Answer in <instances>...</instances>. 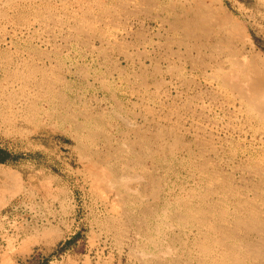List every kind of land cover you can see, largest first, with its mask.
<instances>
[{"label": "rangeland", "instance_id": "rangeland-1", "mask_svg": "<svg viewBox=\"0 0 264 264\" xmlns=\"http://www.w3.org/2000/svg\"><path fill=\"white\" fill-rule=\"evenodd\" d=\"M142 1L0 0V264H264V0Z\"/></svg>", "mask_w": 264, "mask_h": 264}, {"label": "bare ground", "instance_id": "bare-ground-1", "mask_svg": "<svg viewBox=\"0 0 264 264\" xmlns=\"http://www.w3.org/2000/svg\"><path fill=\"white\" fill-rule=\"evenodd\" d=\"M134 1H135V0H134ZM140 1H141V0H139V2H140ZM143 1H144V0H143ZM143 1H142V2H143ZM154 1H155V0H154ZM215 1H216V0H215ZM184 2H186V1H184ZM188 2H189L191 5H194L197 15H199L200 17H202V16H203V17H206L207 19H208V17H209V19H210V16H209L210 13H208V12L205 10V8L207 7V3H206L205 0H188ZM207 2H208V1H207ZM217 2H219V1L217 0ZM220 2H221V4H222L223 7L221 6V8H220V7H219V8H220L222 11H224V16H223V17H224L225 21L230 22L231 25H233V26L236 28V30H238V31H243V29H245V28H243L245 25L242 26L241 24H243V23L246 22V21H244L243 23L240 24V23L238 22L240 19H239V20H236L235 17H233V16H234V15H233V12L229 9V7H228L227 5H225L224 0H221ZM140 3H141V2H140ZM189 3H188V4H189ZM181 4H182V3H181ZM181 4H180V5H181ZM186 4H187V3H186ZM190 4H189V5H190ZM221 4L219 3V5H221ZM231 4H232V3H230V5H231ZM209 5H210V3H209ZM232 5H234V4H232ZM184 6H185V5H184ZM153 7H154V6H153ZM174 7H175V6H174ZM179 7H180V6H179ZM189 8H190V7H189ZM207 8H208V7H207ZM211 8H212V7H211ZM190 9H191V8H190ZM233 9H234V8H233ZM173 10H174V9H173ZM188 10H189V9H188ZM221 10H219V11H221ZM160 12H161V11H160ZM172 12H173V11H172ZM194 12H195V11H193V13H194ZM210 12H211V11H210ZM239 12H241V11H239ZM176 14H177V13H176ZM208 14H209V15H208ZM170 15H171V14H170ZM179 15H180V13H179ZM243 15H244V14H243ZM245 15H246V14H245ZM172 16H173V15H172ZM175 16H176V15H175ZM181 16H182V14H181ZM176 17H177V16H176ZM178 17L180 18V16H178ZM178 17H177V18H178ZM182 17H183V16H182ZM211 18H214V17H211ZM185 19H186V18H185ZM199 19H200V18H199ZM199 19H198V20H199ZM172 20H173V19H171V21H172ZM174 20H175V19H174ZM192 20H193V19H192ZM198 20H195V21H198ZM200 20H201V19H200ZM218 20H219V19H218ZM243 20H244V19H243ZM243 20H242V21H243ZM220 21H221V20H220ZM168 22H169V21H168ZM174 22H175V21H174ZM176 22H177V21H176ZM196 23H197V22H196ZM219 23H220V22H219ZM178 24H179V23H178ZM213 24H214V23H213ZM248 24H249V23H248ZM181 25H182V24H181ZM207 25H208V24H207ZM210 25H211V24H210ZM216 25H217V24H216ZM168 26H169V25H168ZM181 27H182V26H181ZM193 27H194V26H193ZM245 27H246V26H245ZM170 28H171V27H170ZM179 28H180V27H179ZM242 28H243V29H242ZM167 29H168V28H167ZM176 29H177V28H176ZM176 29H175V31H176ZM183 29H184V27H183ZM186 29H187V28H186ZM168 30H169V29H168ZM172 30H173V29H172ZM180 30H181V29H180ZM202 30H203V29H202ZM227 30H228V28H227ZM232 30H233V29H232ZM181 31H182V30H181ZM185 31H186V30H185ZM229 31H230V30H229ZM229 31H228V32H229ZM172 32H173V31H172ZM228 32H227V33H228ZM196 33H197V32H196ZM237 34H238V33H237ZM240 35H241V34H240ZM243 36H244V35H243ZM185 39H186V38H185ZM241 40H242V39H241ZM221 42H222V41H221ZM181 43H182V42H181ZM219 43H220V42H219ZM181 45H182V44H181ZM209 45H210V44H209ZM214 45H216V44H214ZM214 45H213V46H214ZM242 45H243V44H242ZM200 46H201V45H200ZM250 46H251V45H250ZM202 48H205V47L203 46ZM202 48L200 47L199 50L202 49ZM210 48H211V47H210ZM243 48H244V46H243ZM180 49H181V48H180ZM205 50H206V48H205ZM205 50H204V51H205ZM211 50H212V49H211ZM237 50H238V49H237ZM202 51H203V50H202ZM189 52H190V51H189ZM200 52H201V51H200ZM190 53H191V52H190ZM194 54H195V53H194ZM231 54H232V53H231ZM30 55H31V54H30ZM253 55H254V53H253ZM31 56H32V55H31ZM189 57H190V56H189ZM191 59H192V57H191ZM234 59H235V58H234ZM238 59H239V58H238ZM183 60H184V59H183ZM188 60H189V59H188ZM192 60H193V59H192ZM246 60H247V59H246ZM186 61H187V60H186ZM220 61H221V60H220ZM235 61H236V60H234V63H235ZM192 62H193V61H192ZM237 62H238V61H237ZM240 62H242V60H241ZM240 62H239L238 64H240ZM252 62H253V61H252ZM185 63H186V62H185ZM196 63H197V62H196ZM243 63H244V62H243ZM247 63H248V62H247ZM41 64H42V63H41ZM192 64L194 65V63H192ZM192 64H190V65H192ZM215 64H216V63H215ZM224 64H225V63H224ZM224 64H223V65H224ZM230 64H232V63H230ZM241 64H242V63H241ZM260 64H261V63H260ZM219 65H220V64H219ZM235 65H236V64H235ZM235 65L233 64L234 67H235ZM248 65H249V64H248ZM248 65L246 64L247 67H246V71H245V77H243L244 79H243L240 83H238L239 80H238V81L235 80V79H236L235 76H238V75H237L238 73H237L236 71L233 70L234 72H236V75L234 74V75H235V76H234V75L231 73L232 70L230 69L231 72L229 71V73L232 74V75L234 76V78H235V79H234V78L232 77V80L234 79V80L236 81V83H238L237 85H239V87H240V88H239V87L236 88V85H235V87H233V88H234V89H238V91H237L238 93H239V91L244 90V95L246 94V96H247V98H248L247 101H248L249 104H250V105H249V104H247V105L252 106V107L254 108V110L251 108V109H252L251 111H254V112L256 111V113L258 112L257 114H259L260 117L264 120V92H263V91H264V81L262 80V77H261L262 74L259 72V70H258V66H257V65H256L257 68L254 67L255 65H254V66H253L252 64L249 65V66H248ZM194 66H195V65H194ZM196 66H197V65H196ZM242 66H243V65H242ZM244 66H245V64H244ZM244 66H243V68H244ZM173 67H174V66H173ZM199 67H200V66H199ZM220 67H222V65H221ZM240 67H241V66H240ZM37 68H38V67H36V70H37ZM176 68H177V67H176ZM190 68H191V67H189V69H190ZM192 68H193V67H192ZM201 68H202V67H201ZM212 68H213V66L211 67V69H212ZM217 68H218V67H217ZM223 68H224V67H223ZM230 68H231V67H230ZM34 69H35V68H34ZM173 69H174V68H173ZM195 69H197V68H195ZM221 69H222V68H221ZM224 69H225V68H224ZM232 69H234V68H232ZM36 70H35V72L38 71V70H37V71H36ZM193 70H194V69H193ZM193 70H192V71H193ZM18 71H19V70H18ZM189 71H190V70H189ZM237 71H238V70H237ZM190 72H191V71H190ZM213 72H215V71H213ZM234 72H233V73H234ZM38 73H39V72H38ZM187 73H188V72H187ZM198 73H199V72H198ZM201 73H202V70H201ZM33 74H34V73H33ZM208 74H209V73H208ZM223 74H224V73H223ZM239 74H240V73H239ZM241 74H242V73H241ZM241 74H240L239 77H241ZM35 75H36V74H34L33 76H35ZM39 75H40V74H39ZM177 75H178V73H177ZM263 75H264V72H263ZM30 76H31V75H30ZM37 76H38V75H37ZM212 76H213V75H212ZM243 76H244V75H243ZM28 77H29V76H28ZM208 78H209V77H208ZM218 78H219V77H218ZM186 79H187V78H186ZM186 79H184V80H186ZM191 79H192V78H191ZM212 79H213V78H212ZM215 79H217V77H215ZM36 80H37V77H36ZM39 80H40V79H39ZM234 80L232 81L233 84H235V83H234ZM209 81H210V80H209ZM222 81H226V80H222ZM194 82H195V81H193V83H194ZM206 82H208V81H206ZM226 82H228V81H226ZM226 82H225V83L223 82V83H224V84H227ZM184 83H185V82H184ZM209 83H210V82H209ZM219 83H220V82H219ZM229 83H230V82H229ZM229 83L227 84V86L231 85V84H229ZM215 84H216V83H215ZM221 84H222V83H220V86H221ZM184 85L186 86V84H184ZM191 85H192V84H191ZM187 86H189V82H188ZM210 86H211V85H210ZM215 86H216V85H215ZM191 87H192V86H191ZM223 87H224V85H223ZM227 88H228V87H227ZM234 89H233V90H234ZM240 89H241V90H240ZM221 90H222V89H221ZM217 91H218V90H217ZM227 91H228V90H227ZM219 92H220V90H219ZM229 92H230V90H229ZM237 92H236V93H237ZM231 93H232V92H231ZM236 93H235V94H236ZM239 94H240V95H243V92H241V93H239ZM186 95H187V94H186ZM228 95H230V94H228ZM237 95H238V94H237ZM190 96H191V95H190ZM224 96H225V95H224ZM246 96H245V97H246ZM185 97H186V96H185ZM231 97H232V96H231ZM237 97H239V95H238ZM237 97L234 96V97H233L234 100H235V98H237ZM241 97H242V96H241ZM245 97H244L243 99H245ZM197 98H198V97H197ZM199 100H200V99H199ZM199 100H198V101H199ZM232 100H233V99H232ZM234 100H233V101H234ZM236 100H237V99H236ZM201 101H202V100H201ZM228 101H229V100H228ZM245 101H246V99H245ZM247 101H246L245 103H247ZM226 102H227V101H225V103H226ZM234 102H235V101H234ZM223 103H224V102H223ZM231 103H233V102H231ZM238 103H239V102H238ZM196 104H197V103H196ZM233 105H235V104L233 103ZM237 105H238V104H237ZM229 106H230V105H229ZM245 106H246V104H245ZM227 107H228V106L226 105V108H227ZM233 108H234V107H233ZM246 108H247V107H246ZM209 109H210V108H209ZM227 109H228V108H227ZM234 109H236V108H234ZM234 109H232V110H234ZM248 109H249V108H248ZM248 109H247V110H248ZM229 110H230V109H228V111H229ZM241 110H242V109H240V111H241ZM249 110H250V109H249ZM230 111H231V110H230ZM251 111H250V113H251ZM234 112H236V111H234ZM247 112H248V111H247ZM254 112H253V113H254ZM241 113H242V111H241ZM230 114L232 115L231 112H230ZM239 114H240V113H239ZM247 114H248V113H247ZM234 115H235V114H234ZM236 115H237V113H236ZM244 115H245V113H244ZM253 115H254V114H253ZM229 116H230V115H229ZM242 117H243V116H242ZM254 117H255V116H254ZM256 117H257V116H256ZM230 118H231V117H230ZM234 118H236V117L234 116ZM257 118H259V117H257ZM257 118H256V119H257ZM237 119H238V118H237ZM240 119H241V116H240ZM242 120H243V118H242ZM249 120H250V119H249ZM252 120H253V118H252ZM247 121H248V120H247ZM216 122H217V121H216ZM228 123H229V122H228ZM240 123H241V122H240ZM242 123H243V122H242ZM208 124H209V123H208ZM255 124H256V123H255ZM258 124H259V120H258ZM263 124H264V122H263ZM235 125H236V124H235ZM240 125H241V124H240ZM251 125H252V124H251ZM253 125H254V124H253ZM212 126H213V125H212ZM212 126H211V129H212ZM231 126L233 127L232 122H231ZM244 126H245V125H244ZM259 126H261V124H260ZM232 127H230V128H232ZM236 127H237V126H236ZM236 127H235V128H236ZM252 127H253V126H252ZM262 127H263V126H262ZM235 128H234V129H235ZM239 128H240V127H239ZM256 128H257V127H256ZM263 128H264V127H263ZM254 129H255V127H254ZM258 129H259V128H258ZM203 130L206 131L205 129H203ZM252 130H253V129H252ZM233 131H234V130H233ZM250 131H251V130H250ZM250 131H249V132H250ZM243 132H244V131H243ZM245 132H246V131H245ZM253 133H254V132H253ZM239 134H240V133H239ZM260 135H261V134L259 133V137H260ZM249 136H250V135H249ZM255 136L258 137L257 135H255ZM255 136H253V137H255ZM239 138H240V137H239ZM251 138H252V137H251ZM240 139H241V138H240ZM243 139H245V137H244ZM247 139H248V138H247ZM257 139H258V138H257ZM259 141H260V140H259ZM262 142H263V141H262ZM262 142L260 141V143H262ZM260 143H259V144H260ZM263 143H264V142H263ZM132 144H133V142H132ZM227 144H228V143H227ZM256 145H258V144H256ZM132 146H133V145H132ZM252 146H253V144H252ZM259 146H260V145H259ZM227 147H229V146H227ZM231 147H232V146H230V148H231ZM254 147H255V145H254ZM220 148H221V147H220ZM225 148H226V147H225ZM230 148H229V149H230ZM235 148H236V147H235ZM240 148H241V147H240ZM252 148H253V147H252ZM243 149H244V148H243ZM247 149H248V148H247ZM249 149H250V148H249ZM255 149H256V148H255ZM184 150L186 151L187 149H184ZM206 150H207V149H206ZM226 150H228V149H226ZM231 150H232V148H231ZM231 150H230V151H231ZM187 151H188V150H187ZM217 151H218V150H217ZM228 151H229V150H228ZM230 151H229V152H230ZM237 151H238V150H237ZM233 152H234V151H233ZM239 152H240V151H239ZM239 152H238V153H239ZM248 152H249V151H248ZM250 152H251V151H250ZM202 153H203V152H202ZM244 153H245V152H244ZM192 154H193V153H192ZM230 154H231V153H230ZM246 154H247V153H246ZM246 154H245V156H247ZM254 154H255V153H254ZM193 155H194V154H193ZM235 155H236V154H235ZM243 155H244V154H243ZM252 155H253V154H252ZM189 156H190V155H189ZM194 156H195V155H194ZM200 157H201V156H200ZM260 157H261V154H260ZM189 158H190V157H189ZM191 158H192V156H191ZM203 158H204V157H203ZM251 158H252V157H251ZM253 158H254V157H253ZM263 158H264V157H263ZM204 159H205V158H204ZM208 159H209V157H208ZM212 159H213V158H212ZM193 160H194V159H193ZM206 160H207V157H206ZM206 160H205V163H206L207 166H208L209 164L207 163L208 161L206 162ZM248 160H249V159H248ZM252 160H253V159H252ZM252 160H251V161H252ZM249 161H250V160H249ZM254 161H255V160H254ZM254 161H253V163H254ZM259 161H260V160H259ZM202 162H204V161H202ZM224 162H225V161H224ZM240 162H241V161H240ZM243 162H244V161H243ZM205 163H204V165H205ZM253 163H252V164H253ZM240 164H241V163H240ZM245 164H246V163H245ZM224 165H225V164H224ZM246 165H247V164H246ZM207 166H206V168H209V167H207ZM231 166H232V165H231ZM239 166H240V165H239ZM237 167H238V166H237ZM206 168H204V169L206 170ZM215 168H216V167H215ZM238 168H239V167H238ZM212 169H213V168H212ZM216 169H217V168H216ZM219 169H220V168H219ZM235 169H236V168H235ZM244 169H245V168H244ZM207 170L210 171L209 169H207ZM214 170H215V169H214ZM214 170H211V172H212V171L214 172ZM177 171H178V170H177ZM216 171H217V170H216ZM204 172H205V171H204ZM218 172H219V171H218ZM221 172H223V171H221ZM205 173H207V172H205ZM209 174H211V173H209ZM213 174H214V173H213ZM216 174H217V173H216ZM205 175H206V174H205ZM208 176H209V175H208ZM210 176H211V175H210ZM212 176H213V175H212ZM214 176H215V175H214ZM214 176H213V178H214ZM221 176H222V175H221ZM202 177H203V176H202ZM215 178H216V176H215ZM215 178H214V179H215ZM144 179H145V178H143V180H144ZM147 179H148V178H147ZM147 179H146V180H147ZM149 179H150V178H149ZM208 179H209V178L207 177L206 180H208ZM214 179H213V180H214ZM217 179H218V178H217ZM146 180H145V181H146ZM148 181H150V180H148ZM152 181H155V180H152ZM157 181H158V180H157ZM150 183H151V182H150ZM155 183H156V182H155ZM152 184H153V183H152ZM153 186H154V185H153ZM150 188H151V186H150ZM157 188H158V187H157ZM157 188H156V189H157ZM145 189H146V188H145ZM220 189H221V188H220ZM147 190H148V188H147ZM152 190H153V189H152ZM152 190H151V191H152ZM168 190H169V189H168ZM168 190H167V191H168ZM171 190H172V189H170V191H171ZM129 191H130V190H129ZM207 191H208V193H209V189H208ZM218 191H219V190H218ZM147 192H148V191H146V193H147ZM154 192H155V191H154ZM171 192H172V191H171ZM134 193H135V192H134ZM134 193H133V194H134ZM188 193H189V192H188ZM211 193H213V192L211 191ZM217 193H218V192H217ZM209 194H210V193H209ZM148 195H149V194H148ZM165 195H166V194H165ZM169 195H170V194H169ZM186 195H187V194H186ZM193 195H194V194H193ZM198 195H199V194H198ZM206 195H207V194H206ZM211 195H212V194H211ZM214 195H216V194L214 193ZM222 195H224V194H222ZM226 195H227V194H226ZM146 196H147V195H146ZM153 196L155 197L154 194H153ZM181 196H182V195H181ZM200 196H201V195H200ZM202 196H203V195H202ZM207 196H210V195H207ZM224 196H225V195H224ZM154 197H153V198H154ZM187 197H188V195H187ZM197 197H198V196H197ZM218 197H219V196H218ZM220 197H221V196H220ZM220 197H219V199H220ZM226 197H227V196H226ZM226 197H224V198H226ZM146 198H147V197H146ZM151 198H152V197H151ZM162 198H163V197H162ZM175 198H176V197H175ZM189 198H190V197H189ZM212 198H213V196H211L210 199H212ZM215 198H216V197H215ZM227 198H228V197H227ZM103 199H104V198H103ZM124 199H125V197H124ZM140 199H142V198H140ZM159 199H160V198H159ZM166 199H167V197H166ZM168 199H169V198H168ZM179 199H180V198H179ZM184 199H185V198H184ZM198 199H199V198H198ZM206 199H207V198H206ZM208 199H209V198H208ZM210 199H209V201H210ZM217 199H218V198H217ZM144 200H145V199H144ZM153 200H154V199H153ZM155 200H157V198H155ZM172 200H173V199H172ZM182 200H183V198H182ZM182 200H181V201H182ZM201 200H203V199H201ZM221 200H222V199H221ZM223 200H224V199H223ZM123 201H125V200H123ZM145 201H146V200H145ZM145 201H144V203H145ZM157 201H158V200H157ZM157 201H156V202H157ZM176 201H177V200H176ZM209 201H208V202H209ZM211 201H212V200H211ZM213 201H215V200H213ZM226 201H227V200H226ZM229 201H230V200H229ZM229 201H228V202H229ZM154 202H155V201H154ZM178 202H179V201H178ZM182 202H183V201H182ZM197 202H198V201H197ZM205 202H206V201H205ZM215 202H216V201H215ZM217 202H218V200H217ZM219 202H220V201H219ZM126 203H127V202H126ZM164 203H165V202H164ZM164 203H162V204H164ZM169 203H170V201H169ZM211 203H212V202H211ZM211 203H210V204H211ZM222 203L224 204V202H222ZM222 203H221V204H222ZM225 203H226V202H225ZM132 204H133V203H132ZM145 204L147 205V203H145ZM148 204H150V203H148ZM165 204L167 205V202H166ZM171 204H172V203H171ZM194 204H195V203H194ZM196 204H197V203H196ZM210 204H209V205H210ZM215 204H216V203H215ZM157 205H158V204H157ZM168 205H169V204H168ZM188 205H189V204H188ZM199 205H201V204H199ZM204 205H205V203H204ZM216 205H217V204H216ZM226 205H227V204H226ZM228 205H229V204H228ZM147 206H148V205H147ZM147 206H146V207H147ZM152 206H153V204H152ZM190 206H191V205H190ZM190 206H189V207H190ZM220 206H221V205H220ZM220 206H219V207H220ZM146 207H145V208H146ZM153 207L155 208L156 206H153ZM160 207H161V206H160ZM167 207H168V206H167ZM194 207H195V206H194ZM206 207L209 208V206H207V205H206ZM151 208H152V207H151ZM162 208H164V207H162ZM191 208H192V207H191ZM191 208H190V209H191ZM214 208H215V207H214ZM220 208H221V207H220ZM155 209L158 210L157 208H155ZM170 209H172V208H170ZM176 209H177V208H176ZM196 209H197V208H196ZM201 209H202V208H201ZM203 209H204V206H203ZM205 209H206V208H205ZM209 209H210V208H209ZM211 209L213 210V208H211ZM211 209H210V211H212ZM222 209H223V208H222ZM222 209H219V210H222ZM224 209H225V208H224ZM224 209H223V210H224ZM227 209H228V206H227ZM240 209H241V208H240ZM152 210H153V209H152ZM152 210H151V211H152ZM156 210H154L153 212H156ZM168 210H169V209H168ZM173 210H174V209H173ZM178 210H179V209H178ZM199 210H200V209H199ZM214 210H215V209H214ZM229 210H230V209H229ZM237 210H239V209H237ZM254 210H255V209H254ZM176 211H177V210H176ZM192 211H193V210H192ZM195 211H197V210H195ZM204 211H205V210H204ZM204 211H202V212H204ZM210 211L208 210V212H210ZM224 211H225V210H224ZM227 211H228V210H227ZM158 212H160V211H158ZM168 212H169V211H168ZM172 212H173V211H172ZM193 212H194V211H193ZM205 212H206V211H205ZM205 212H204V213H205ZM213 212H214V211H213ZM220 212H221V211H220ZM237 212H238V211H237ZM239 212H240V210H239ZM257 212H259V211H257ZM257 212H256V213H257ZM166 213H167V212H166ZM182 213H183V212H182ZM182 213H181V214H182ZM197 213H198V212H196V215H197ZM204 213H203V214H204ZM221 213H222V212H221ZM223 213H224V212H223ZM226 213H227V212H226ZM226 213H225V214H226ZM234 213H235V212H234ZM254 213H255V211H254ZM208 214H209V213H208ZM210 214H211V213H210ZM212 214H213V213H212ZM212 214H211V216H212ZM225 214H224V215H225ZM228 214H229V213H228ZM230 214H231V213H230ZM232 214H233V213H232ZM238 214H239V213H238ZM238 214H236V215L239 216ZM240 214H241V213H240ZM243 214H245V213H243ZM252 214H253V213H252ZM259 214H260V213H259ZM259 214H257V215L259 216ZM151 215L153 216L154 214H151ZM166 215H168V214H166ZM204 215H205V214H204ZM206 215H207V213H206ZM214 215H215V214H214ZM224 215H223V217H224ZM234 215H235V214H233L232 217H234ZM249 215H250V214H249ZM254 215H255V214H254ZM152 216H151V217H152ZM154 216H155V215H154ZM168 216H169V215H168ZM170 216H171V215H170ZM200 216H201V215H200ZM226 216H227V215H226ZM237 216H236V217H237ZM244 216H245V215H244ZM258 216H257V217H258ZM166 217H167V216H166ZM184 217H185V216H184ZM207 217H209V216H207ZM229 217H230V216H229ZM232 217H231V218H232ZM236 217H235V218H236ZM242 217H243V216H242ZM257 217H256V218H257ZM202 218H203V217H202ZM205 218H206V216H205ZM221 218H222V216H221ZM224 218H225V217H224ZM243 218H245V217H243ZM208 219H209V218H207V222H209ZM212 219H213V218H212ZM227 219H228V218H227ZM236 219H239V220H240V218H236ZM236 219H235V220H236ZM241 219H242V218H241ZM259 219H260V218H259ZM153 220H155V219H153ZM159 220H160V219H159ZM165 220H166V218H165ZM200 220H201V219L198 220V221H199V224H200V222L203 221L204 219L201 220V221H200ZM214 220H215V218H214ZM216 220H217V219H216ZM220 220H221V219H220ZM244 220H245V219H244ZM166 221H167V220H166ZM172 221H173V220H172ZM177 221H178V220H177ZM185 221H186V220H185ZM204 221H205V220H204ZM204 221H203V222H204ZM224 221H225V220H224ZM241 221H242V220H241ZM241 221H240V223H241ZM150 222H151V221H150ZM153 222H154V221H153ZM163 222L166 223L165 221H162V223H163ZM175 222H176V221H175ZM182 222H184V221H182ZM210 222H211V221H210ZM214 222H217V221H214ZM218 222H219V221H218ZM226 222H227V220H226ZM226 222H225V223H226ZM230 222H232V221H230ZM233 222H234V221H233ZM244 222H245V224L247 225L246 221H244ZM157 223H158V222H157ZM162 223H161V224H162ZM168 223H169V222H168ZM179 223H180V222H179ZM227 223H228V222H227ZM240 223H239V224H240ZM249 223H251V222L249 221ZM249 223H248V224H249ZM159 224H160V223H159ZM172 224H173V223H172ZM183 224H184V223H183ZM186 224H187V223H186ZM191 224H192V223H191ZM191 224H190V222H189V225H191ZM205 224H206V223H205ZM212 224H213V223H212ZM212 224H211V225H212ZM237 224H238V223H237ZM139 225H140V224H139ZM220 225H221V224H220ZM232 225H233V224H232ZM246 225H245V226H246ZM165 226H166V225H165ZM170 226H171V225H170ZM177 226H178V225H177ZM181 226H183V225H181ZM192 226H193V225H192ZM203 226H204V225H203ZM212 226H213V225H212ZM212 226H208V227L211 228ZM227 226H228V225H227ZM233 226H234V225H233ZM239 226H240V225H239ZM239 226H238V228L240 229ZM242 226H243V223H242ZM242 226H241V227H242ZM245 226H244V227H245ZM253 226H254V225H253ZM260 226H261V225H260ZM150 227H151V225H150ZM152 227H154V226H152ZM160 227H162V226H160ZM160 227H159V228H160ZM172 227H173V226H172ZM187 227H188V226H187ZM187 227H186V228H187ZM218 227H220V226H218ZM225 227H226V226H225ZM230 227H231V226L229 225L228 228H230ZM246 227H249V226L247 225ZM146 228H147V227H146ZM156 228H157V225H156ZM174 228H175V227H174ZM190 228H191V227H190ZM212 228H213V227H212ZM214 228H215V227H214ZM222 228H223V226H222ZM222 228H220L221 232H223ZM226 228H227V227H226ZM232 228H233V227H232ZM232 228H231V230H232ZM250 228H252V225H251V227H249V229H250ZM254 228L257 229V227H254ZM148 229H149V228H148ZM154 229H155V228H154ZM166 229H168V228H166ZM170 229H172V228H170ZM176 229H177V228H176ZM176 229H174V230H176ZM191 229H193V228H191ZM207 229H208V228H207ZM215 229H216V228H215ZM218 229H219V228H217V230H218ZM236 229H237V227H236ZM149 230H150V229H149ZM174 230H173L172 232H174ZM181 230H182V229H181ZM212 230H213V229H212ZM227 230H229V229H226V231H227ZM233 230H235V229L233 228ZM243 230H244V229H243ZM243 230H242V231H243ZM252 230H254V229L252 228ZM160 231H161V230H160ZM199 231H200V230H199ZM215 231H216V230H215ZM218 231H219V230H218ZM224 231H225V230H224ZM226 231H225V232H226ZM235 231H236V230H235ZM237 231H238V230H237ZM248 231H249V230H248ZM153 232H154V231H153ZM177 232H179V229H178ZM177 232H176V233H177ZM194 232H195V231H194ZM219 232H220V231H219ZM238 232H239V231H238ZM256 232H257V231H256ZM260 232H261V231H259L258 234H260V236H261L262 232H261V233H260ZM155 233H156V232H155ZM216 233H218V232H216ZM226 233H227V232H226ZM229 233H230V231H229ZM232 233H233V232H232ZM249 233H250V232H249ZM253 233H254V232H253ZM169 234H170V231H169ZM169 234H168V235H169ZM177 234H178V233H177ZM210 234H211V233H210ZM221 234H222V233H221ZM230 234H231V233H230ZM239 234H240V236H241V233H239ZM243 234H245V233H243ZM156 235H157V234H156ZM161 235H163V234H161ZM161 235H160V236H161ZM174 235H175V234H174ZM183 235H184V234H183ZM212 235H214V234H212ZM224 235H225V234H224ZM226 235H227V234H226ZM233 235H234V234H233ZM233 235H230V236L232 237ZM235 235H236V234H235ZM245 235H246V234H245ZM252 235H253V234H252ZM255 235H257V234H255ZM185 236H186V235H185ZM190 236H191V235H190ZM214 236H215V235H214ZM220 236H221V235H220ZM228 236H229V234H228ZM230 236H229V237H230ZM166 237H167V236H166ZM168 237H169V236H168ZM176 237H177V235H176ZM176 237H175V238H176ZM181 237H183V236H181ZM210 237H211V236H210ZM210 237H209V238H210ZM222 237H223V235H222ZM226 237H227V236H226ZM226 237H223V238H226ZM249 237H252V236H249ZM164 238H165V237H164ZM164 238H162V239H164ZM171 238H172V236H171ZM196 238H197V237H196ZM199 238H200V237H199ZM211 238L213 239V237H211ZM211 238H210V239H211ZM214 238H215V237H214ZM218 238H219V237H218ZM234 238H235V239H239V237L236 238L235 236H234ZM258 238H259V237H258ZM169 239H170V238H169ZM177 239H179V238H177ZM177 239H176V240H177ZM183 239H184V238H183ZM186 239H187V238H186ZM190 239H191V238H190ZM193 239H194V238H193ZM219 239H220V238H219ZM226 239H227V238H226ZM230 239H231V238H230ZM170 240H171V239H170ZM172 240H173V239H172ZM181 240H182V238H181ZM203 240L205 241V239H203ZM203 240H202V241H203ZM233 240H234V239H233ZM158 241H159V240H158ZM161 241H162V240H161ZM161 241H160V242H161ZM163 241H165V240H163ZM163 241H162V243H163ZM166 241H167V240H166ZM166 241H165V242H166ZM193 241H194V240H193ZM204 241H203V242H204ZM213 241L215 242L216 239L213 240ZM213 241L211 242L212 244L214 243ZM217 241H219V240H217ZM222 241H223V240H222ZM250 241H251V239H250ZM253 241H254V240H253ZM160 242H159V243H160ZM172 242H175V240L172 241ZM172 242H171V243H172ZM184 242H185V241H184ZM191 242H192V241H191ZM194 242H195V241H194ZM220 242H221V241H220ZM220 242H219V244H221ZM232 242L234 243L235 241H232ZM239 242H240V241H239ZM239 242H237V244H238ZM242 242L244 243V241H242ZM178 243H179V242H178ZM215 243H216V242H215ZM215 243H214V244H215ZM229 243H230V242H229ZM167 244H169L168 241H167ZM201 244H202V243H201ZM207 244H208V243H207ZM207 244H206V245H207ZM216 244H217V243H216ZM225 244H226V242H225ZM162 245H163V244H162ZM172 245H173V244H171V246H172ZM179 245H180V244H179ZM206 245H205V247L207 248ZM223 245H224V244H223ZM223 245L221 244V246H223ZM228 245H229V244H226V246H224L223 248H224V249H225L226 247L228 248ZM232 245H234V244H232ZM249 245H250V244H249ZM160 246H161V245H160ZM164 246H165V245H164ZM176 246H177V245H176ZM186 246H187V245H186ZM198 246L200 247V245H197V247H198ZM203 246H204V245H203ZM208 246H210V244H209ZM217 246H218V245H217ZM221 246H219V247H221ZM235 246H236V245H234V247H235ZM242 246H243V244H242ZM167 247H168V246H167ZM172 247H173V246H172ZM178 247H179V246H178ZM180 247H182V246H180ZM189 247H191V246H189ZM189 247H188V248H189ZM201 247H202V246H201ZM213 247H214V245H213ZM231 247H232V249H234L233 246H231ZM239 247H240V246H239ZM245 247H248V246H245ZM245 247H244V248H245ZM250 247H251V246H250ZM160 248H162V247H160ZM160 248H159V249H160ZM173 248H175V247H173ZM208 248H209V247H208ZM214 248H215V247H214ZM229 248H230V246H229ZM229 248H228V251H230ZM237 248H238V247H237ZM237 248H236V249H237ZM240 248H241V247H240ZM165 249H166V248H164L163 250H165ZM171 249H172V248H171ZM171 249H170V251H172ZM184 249H185V248H184ZM191 249H192V248H191ZM198 249H199V248H198ZM216 249H217V248H216ZM220 249H221V248H220ZM220 249H219V250H220ZM236 249H235V250H236ZM238 249H239V248H238ZM241 249H243V248H241ZM166 250H167V249H166ZM166 250H165V252H166ZM168 250H169V248H168ZM182 250H183V249H182ZM204 250H205V249H204ZM217 250H218V249H217ZM222 250H223V249H222ZM235 250H234V252H236ZM176 251H177V250H176ZM186 251H188V250H186ZM186 251H184V252H186ZM194 251H196V250H194ZM194 251H193V252H194ZM199 251H200V250H199ZM202 251H203V249H202ZM206 251H208V250H206ZM211 251H212V250H211ZM224 251H225V250H224ZM228 251H227V252H228ZM254 251H255V250H254ZM254 251H252L251 253H253ZM165 252L162 251L163 254H164ZM209 252H210V251H209ZM209 252H207V253H209ZM232 252H233V250H232ZM237 252H238V251H237ZM242 252H243V251H242ZM242 252H241V253H242ZM244 252H245V250H244ZM244 252H243V253H244ZM247 252H248V249H247ZM247 252H245V253L248 254L249 252H248V253H247ZM162 253H161V254H162ZM182 253H183V251H182ZM199 253H200V252H199ZM210 253H211V252H210ZM216 253H217V252H216ZM220 253H221V254H220ZM220 253H219V255H217V254H215V255H217V256H225V252H224V254H223V252H220ZM228 253H229V252H228ZM254 253H255V252H254ZM159 254H160V253H159ZM201 254H202V252H201ZM203 254H204V252H203ZM233 254H234V253H233ZM237 254H239V253H237ZM237 254H236L237 257L244 256V255H240V256H238ZM149 255H150V254H149ZM178 255H179V254H178ZM178 255H177V257H178ZM204 255H205V254H204ZM204 255H203V256H204ZM227 255H229V257L231 256L230 254H227ZM254 255H255V254H254ZM172 256H173V255H172ZM174 256H175V255H174ZM174 256H173V257H174ZM180 256H181V255H180ZM205 256L208 257V255H205ZM210 256H211V255H210ZM245 256H246V255H245ZM251 256H253V255H251ZM162 257H163V256H162ZM164 257H165V256H164ZM200 257H201V255H200ZM253 257H255V256H253ZM193 258H194V257H193ZM205 258H206V257H205ZM244 258H248V259H250L251 257L249 258V256H248V257H244ZM168 259H170V258H168ZM174 259H175V257H174ZM178 259H179V257L177 258V260H178ZM190 259H191V258H190ZM194 259H195V258H194ZM214 259H217V260H215V261L212 260V259L207 260V261L209 262L208 264H225V262H223V260H222L223 258L220 259V260H218V258H215V257H214ZM231 259H232V256H231ZM233 259H235V261H236L235 256H234ZM233 259H232V261H233ZM240 259H241L242 261H244V259H243L242 257H241ZM248 259H247V260H248ZM252 259H253V258H252ZM252 259H250V260H252ZM255 259H258V258L255 257ZM161 260H162V259H161ZM165 260L167 261V259H165ZM177 260H176V262H177ZM202 260L204 261V259H202ZM196 261H197V260H196ZM238 261H239V259L236 261V263H238ZM257 261H258V260H257ZM167 262H168V261H167ZM169 262H170V260H169ZM174 262H175V261H174ZM174 262H173V263H174ZM186 262L188 263V261H186ZM186 262H184V263H186ZM198 262H199V261H198ZM227 262H228V261H227ZM239 262H240V261H239ZM163 263H165V262H163ZM163 263H162V264H163ZM170 263H171V262H170ZM173 263H172V264H173ZM192 263H193V262H192ZM240 263H241V262H240ZM257 263H258V262H257ZM160 264H161V263H160ZM165 264H166V263H165ZM175 264H176V263H175ZM177 264H178V263H177ZM241 264H244V262L241 263ZM251 264H254V263L252 262ZM255 264H256V263H255Z\"/></svg>", "mask_w": 264, "mask_h": 264}]
</instances>
